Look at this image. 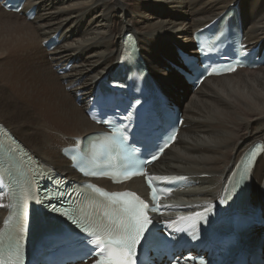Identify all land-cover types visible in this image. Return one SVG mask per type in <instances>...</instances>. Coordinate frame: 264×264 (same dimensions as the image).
Here are the masks:
<instances>
[{"label":"bare ground","instance_id":"1","mask_svg":"<svg viewBox=\"0 0 264 264\" xmlns=\"http://www.w3.org/2000/svg\"><path fill=\"white\" fill-rule=\"evenodd\" d=\"M230 7L242 15L246 42H260L264 50V0H26L22 12L35 8L33 21L0 6V122L42 162L69 172L57 147L62 138L99 130L75 102L76 93L86 97L113 71L121 40L132 33L149 71L181 106L187 126L154 170L206 175L197 179L195 193L215 200L222 174L250 144L264 142V67L205 79L192 93L167 62L178 58L176 48L194 56L192 32L225 10L233 12ZM57 31L61 45L46 52L41 42ZM63 61L72 68L59 76L52 68ZM132 184L128 188L135 189ZM253 193L264 199V158L253 172ZM262 259L264 264V250Z\"/></svg>","mask_w":264,"mask_h":264},{"label":"snow or ice","instance_id":"2","mask_svg":"<svg viewBox=\"0 0 264 264\" xmlns=\"http://www.w3.org/2000/svg\"><path fill=\"white\" fill-rule=\"evenodd\" d=\"M129 39H132L131 35H129ZM132 57L133 64H135V52L132 53ZM180 60V71L183 75L193 80L200 78L204 73L212 75L218 71L217 68L212 67L210 69V66L202 65V62L191 56L180 57ZM238 63H242V61H238ZM129 70L131 71V69ZM234 70L235 67L227 69V71ZM117 87H119V85H117ZM114 95L115 93L102 94L96 98L95 107L99 110V118L96 120L97 123L103 125L113 124L112 120L106 119L105 117L113 114L114 109L118 107V105H114L112 102ZM142 96L143 90H141L139 96L129 101L128 107L133 111L129 114V117H125V119L135 117V120H130V124L125 125L123 128V132L128 133L123 139L139 146L142 151L151 153L152 150L150 145L153 143L152 125L155 120V114L153 107L149 105L146 100L142 99ZM121 123H123V121H121ZM132 123L135 124V127L129 132L128 129L131 127ZM129 138L131 139L129 140ZM174 138L175 134L173 133L170 140ZM167 146L166 143L165 147ZM160 151L162 152L163 149H160ZM252 156H256L255 151L252 152ZM156 159L157 156L152 155L151 159L146 162L151 163ZM172 179L183 180L184 177H173ZM124 195L127 196L130 194L124 193ZM155 195L154 192V198ZM237 195H239V193H237ZM52 199H55L54 195L45 198L37 197L35 203L46 207L48 211L54 213L56 216L64 217L69 220L70 225L75 230L54 231L55 246L74 252L84 264H86L89 259L94 260L95 264H154V259L160 255H168L169 251H167V249L170 243L179 239V237H176L173 233H167L166 231H161L159 228L154 227L155 225H160V220L148 215L150 211L149 204L140 200L139 197H136L131 202L122 203L119 209L118 219L106 226L82 224L81 221L75 218L68 210L57 212L55 207L48 208L47 205L51 203ZM115 203L120 202L117 201ZM220 203L223 204L224 201L221 200ZM151 210L158 211L159 209L153 204ZM211 210L212 208L209 206L205 214L197 213L196 215H204L207 219V213L211 212ZM81 233L83 235H81ZM149 253H154L155 256L150 257L147 261L141 259L142 255H147ZM172 260L173 264H179V261L175 260L174 255L172 256Z\"/></svg>","mask_w":264,"mask_h":264},{"label":"rangeland","instance_id":"3","mask_svg":"<svg viewBox=\"0 0 264 264\" xmlns=\"http://www.w3.org/2000/svg\"><path fill=\"white\" fill-rule=\"evenodd\" d=\"M173 62H174L175 64H177V65H180L179 62H178V60H177V58H176L175 60H173ZM179 81H180V80H179ZM185 83H186V82H185ZM185 83H183V85H185L186 90L188 91L189 88H188V86H187Z\"/></svg>","mask_w":264,"mask_h":264}]
</instances>
